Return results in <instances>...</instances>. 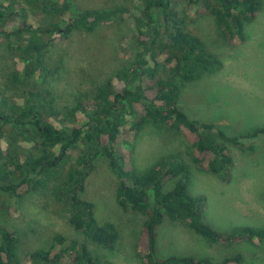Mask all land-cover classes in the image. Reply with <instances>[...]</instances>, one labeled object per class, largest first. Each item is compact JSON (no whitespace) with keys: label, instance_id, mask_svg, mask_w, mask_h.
I'll list each match as a JSON object with an SVG mask.
<instances>
[{"label":"trees","instance_id":"trees-1","mask_svg":"<svg viewBox=\"0 0 264 264\" xmlns=\"http://www.w3.org/2000/svg\"><path fill=\"white\" fill-rule=\"evenodd\" d=\"M74 1L28 0L36 14L53 17L36 29L27 24L28 15L20 4L0 2V40L6 39L8 48L19 53L21 59L11 75L14 84L25 86L37 72L41 78L43 72L47 73L41 52L57 39H52L55 35L64 38L63 24L67 25V34H91L102 23L119 16L135 28V60L131 67L120 69L98 85L91 99L79 100L63 111L51 102L47 106L39 102L40 96L48 98V92L25 90L24 98L12 101L0 94V191L18 205L27 194L61 177L57 191L69 204L71 227L112 247L119 237L116 227L99 224L93 205L80 198L86 178L96 169L97 160L104 158L118 179L120 207L146 217L137 244L145 264H242L243 254L222 262L188 256L157 259L158 228L165 218L188 225L211 243L230 247L243 242L264 246V227L219 233L202 221L204 198L188 193L187 165L170 156L172 160L168 157L146 173H139L129 163L128 152L145 125H165L183 137L194 165L222 181L231 179L233 158L224 142L240 145L243 139L264 135V127L230 138L214 124L191 119L181 108L182 86L223 66L188 25L208 17L229 43L241 44L246 41L245 26L256 20L263 0H130V6L109 9L78 8ZM26 141H30V152L17 149L12 154L15 145ZM73 156L75 160L69 165ZM65 166L69 167L66 173ZM172 180H176L175 187L165 192L164 186ZM6 203L0 202L4 210L11 216L19 215L17 206L8 207ZM67 242L65 236L56 234L50 248L30 251L21 258L16 232L6 227L0 216V264H97L86 244Z\"/></svg>","mask_w":264,"mask_h":264},{"label":"rangeland","instance_id":"rangeland-1","mask_svg":"<svg viewBox=\"0 0 264 264\" xmlns=\"http://www.w3.org/2000/svg\"><path fill=\"white\" fill-rule=\"evenodd\" d=\"M3 4H20L28 15L27 24L36 29L53 19L36 12L28 0H0ZM130 0H75L78 8L101 9L130 6ZM14 11V9H13ZM22 17L23 12L19 11ZM118 16L99 25L93 33L67 34V25L61 26L64 38L55 35L51 44L41 52L48 71L39 72L25 86L12 82L11 75L21 64L20 54L8 48L6 39L0 40V94L12 101L24 98L25 90L50 93L40 96V103L52 105L63 111L79 100L91 99L95 88L113 77L120 69L131 67L138 44L132 23ZM55 20V19H54ZM53 20V21H54ZM188 29L200 36L207 49L222 63L214 74H204L200 79L182 86L179 105L194 120L214 124L228 137H241L264 127V0L256 20L245 26L246 41L231 44L210 18H201L189 24ZM46 39L50 37L45 35ZM44 37V38H45ZM54 99V102L51 101ZM232 158L231 179L222 181L194 165L189 146L176 131L165 125L148 123L129 149V163L139 173H146L162 160L176 156L177 161L189 168L188 193L203 197L202 221L219 233H231L242 227H264V135L243 139L240 145L224 142ZM31 151L30 141L12 148ZM75 156L71 158V163ZM169 160H172L170 157ZM68 165V164H67ZM68 166L63 172L66 173ZM62 178L52 179L43 189L27 194L17 205L0 191V202L8 207L17 206L19 215L11 216L0 204L1 222L16 232L19 239L18 254L23 258L28 252L51 247L53 237L61 234L69 241L86 244L97 264H145L143 252L137 247L146 217L125 212L117 202L118 179L104 158L96 162V169L85 181L80 198L93 205L99 224H113L118 239L112 247H105L69 224V204L58 195ZM169 181L164 191L175 187ZM235 254H243L242 264H264V246L249 242L235 246L211 243L196 234L188 225L165 218L158 228L156 257L188 256L222 262ZM62 264H70L66 261Z\"/></svg>","mask_w":264,"mask_h":264},{"label":"water","instance_id":"water-1","mask_svg":"<svg viewBox=\"0 0 264 264\" xmlns=\"http://www.w3.org/2000/svg\"><path fill=\"white\" fill-rule=\"evenodd\" d=\"M232 20V19H231Z\"/></svg>","mask_w":264,"mask_h":264}]
</instances>
